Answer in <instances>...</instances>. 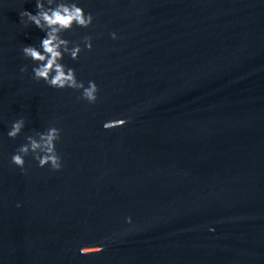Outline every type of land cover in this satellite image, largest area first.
Here are the masks:
<instances>
[{"label":"water","instance_id":"95a60500","mask_svg":"<svg viewBox=\"0 0 264 264\" xmlns=\"http://www.w3.org/2000/svg\"><path fill=\"white\" fill-rule=\"evenodd\" d=\"M76 2L62 63L94 104L32 79L36 0H0V264H264V0ZM52 126L59 171L12 164Z\"/></svg>","mask_w":264,"mask_h":264},{"label":"clouds","instance_id":"9594fccd","mask_svg":"<svg viewBox=\"0 0 264 264\" xmlns=\"http://www.w3.org/2000/svg\"><path fill=\"white\" fill-rule=\"evenodd\" d=\"M47 5V6H46ZM36 14L30 11L19 13L20 22L27 27L34 25L45 33L39 46H24L22 53L25 58L30 59L36 66L32 69V79L39 82L44 81L49 87L55 89H74L81 93L80 99L89 104L96 103L99 87L95 81H88L87 86L83 81L77 79L76 71L62 63L64 56L68 55L74 61L79 60L82 48L79 44L70 47L71 42L63 38V33L71 31L73 27L88 28L93 23V15L78 6L76 0H36ZM112 39H116V33H110ZM92 37H84V47L91 51ZM20 71L27 72V67ZM126 119H115L105 122V129L124 126ZM25 121L23 118L16 120L8 136L15 139L23 130ZM61 139V130L55 126L49 127L44 132H37L35 135L26 137L27 142L21 145L11 157V162L22 171L26 172L25 157L31 156L43 168L49 166L53 171L62 168V158L57 151V142ZM131 223V218H127ZM102 246L84 247L81 252L84 254L100 253Z\"/></svg>","mask_w":264,"mask_h":264}]
</instances>
